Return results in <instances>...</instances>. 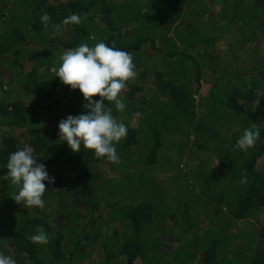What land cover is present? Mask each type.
<instances>
[{"label":"trees","instance_id":"16d2710c","mask_svg":"<svg viewBox=\"0 0 264 264\" xmlns=\"http://www.w3.org/2000/svg\"><path fill=\"white\" fill-rule=\"evenodd\" d=\"M72 14L80 24L63 26ZM99 42L131 53L137 72L124 112L109 105L127 126L119 163L58 140L60 121L87 111L55 77L60 56ZM247 128L260 138L234 152ZM25 147L49 175L43 209L18 205L3 179ZM39 226L47 244L30 239ZM0 253L17 264H264V0H0Z\"/></svg>","mask_w":264,"mask_h":264},{"label":"clouds","instance_id":"9594fccd","mask_svg":"<svg viewBox=\"0 0 264 264\" xmlns=\"http://www.w3.org/2000/svg\"><path fill=\"white\" fill-rule=\"evenodd\" d=\"M50 20V16L44 17L45 28ZM80 22V16L72 14L62 24L66 27L71 24L79 25ZM136 75L131 53L114 45L109 47L104 42H99L95 46H89L82 43L74 49L65 50L60 56L55 77L71 90H79L85 101L83 107L87 111L61 120L58 125V140L66 142L73 153L81 152L83 145L86 151L94 153L96 159L106 158L110 163H119L116 145L126 138L127 126L113 116V108L109 105H114L118 112H124L126 103L121 93ZM95 97L99 99H94ZM105 101L108 103L107 107ZM134 115L139 117L141 113ZM259 138V128H247L236 141L233 151L247 152ZM6 168L3 179L17 189L11 198L24 208L43 209V196L47 188L45 181H49V175L45 165L37 163L33 150L25 147L11 153ZM240 183H247L246 175L241 178ZM30 239L33 243L47 244L48 234L43 226H39ZM0 264L17 262L12 256L0 253Z\"/></svg>","mask_w":264,"mask_h":264},{"label":"rangeland","instance_id":"374dc122","mask_svg":"<svg viewBox=\"0 0 264 264\" xmlns=\"http://www.w3.org/2000/svg\"><path fill=\"white\" fill-rule=\"evenodd\" d=\"M216 56H217V58H218V63L220 64L221 60L223 59V54H222V49H221V48H218V49H217V51H216ZM219 64H218V65H219ZM206 86H207V85H205L204 88H206ZM181 163H182V166H183L182 172H183V170H184V171H187L186 168H188V167H186L187 164H186L185 160L182 159V162H181ZM197 188H198V187H197ZM197 188L195 189L196 191H197ZM192 198H194V197L191 196V199H192ZM233 228H234V227H233ZM99 242H101V241H99Z\"/></svg>","mask_w":264,"mask_h":264}]
</instances>
